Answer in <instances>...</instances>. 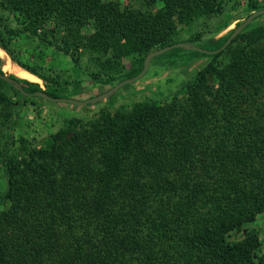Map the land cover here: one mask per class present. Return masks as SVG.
<instances>
[{"label": "trees", "instance_id": "16d2710c", "mask_svg": "<svg viewBox=\"0 0 264 264\" xmlns=\"http://www.w3.org/2000/svg\"><path fill=\"white\" fill-rule=\"evenodd\" d=\"M247 1L250 12L264 8ZM222 2L0 0L10 15H0V48L57 86V75L18 60L12 43L31 34L76 66L89 53L99 69L85 74L106 84L127 58L139 56L124 79L139 73L149 52L177 42L197 18L218 15ZM246 27L220 52H193L211 61L182 98L65 120L44 145L20 139L4 165L0 264H264L253 227L264 217V29ZM232 30L207 48L221 47ZM9 76L26 92L42 91ZM14 96L23 95L0 79L6 119Z\"/></svg>", "mask_w": 264, "mask_h": 264}, {"label": "rangeland", "instance_id": "374dc122", "mask_svg": "<svg viewBox=\"0 0 264 264\" xmlns=\"http://www.w3.org/2000/svg\"><path fill=\"white\" fill-rule=\"evenodd\" d=\"M120 1L124 5L130 6H140L141 4V0ZM256 1L264 5V0ZM221 7L222 11L218 15L199 17L191 25L180 28L175 40L177 42L192 40L190 43L195 46L209 50L207 48L208 40L226 35L235 25L244 21L252 13L247 0H223ZM0 15L10 17L7 11H1V9ZM13 20L12 24L16 27V21ZM257 28L264 29V14L257 16L246 27L247 31ZM86 31L90 30L86 29ZM11 49L23 64L38 67L44 75L50 73L53 77L57 75L59 84L58 86L55 84L46 85L34 75L37 78L35 81H27L36 83L44 92H53L57 88L62 92V97L77 100H85L104 93L123 80L124 75L139 60V56L125 59L121 74L115 75L114 80L101 84L92 81L85 74L99 69L94 63V57L89 53H83L80 66H76L67 55L56 48L39 46L35 36L28 33L22 34L12 43ZM0 51L4 53L3 55L0 52L1 71L18 77L10 68H3V66L9 61L11 64L9 67L22 68L13 62L1 48ZM193 52L190 49L180 48V50H169L154 56L143 77L132 84L120 87L111 97L95 104L78 106L48 101L32 95L14 96L13 101L18 100V103L13 107L11 116L6 119L0 115V196L3 195L6 188L5 162L17 152L20 139H24L34 146L44 145L48 138L63 126L65 120L73 118L87 121L95 118L102 111L112 115L125 113L136 102H165L173 97L182 98L184 86L211 61V58L196 56ZM2 89L7 95L13 96V92L8 87L3 86ZM7 206L8 201L0 198V211ZM253 227L260 230L263 243L260 255L264 260V217L258 218Z\"/></svg>", "mask_w": 264, "mask_h": 264}, {"label": "water", "instance_id": "95a60500", "mask_svg": "<svg viewBox=\"0 0 264 264\" xmlns=\"http://www.w3.org/2000/svg\"><path fill=\"white\" fill-rule=\"evenodd\" d=\"M261 14H264V8L253 11L251 14H249L244 21H242L241 23H239L238 25H236L233 28L232 32L229 34V36L227 37L226 41L222 44V46L219 47L218 49H215V50H206L203 48H199L190 42H175V43H172L170 45L155 49V50L149 52L145 56V58L143 60V67L139 73H137L136 75H134L130 78H126V79H123V80L117 82L115 85H113L111 88H109L104 93H101L95 97L88 98L85 100H77V99H73V98H64V97H52L44 91H35L33 93L26 92L23 90L22 86L17 81L12 79L8 74H6L4 72H0V79L3 80L4 82H6L7 84H9L10 86H12L15 90L19 91L23 96L32 95V96H36V97L46 99L48 101L69 103V104L78 105V106L87 105V104H95L97 102H101L102 100L111 97L115 92H117V90L120 87H122L126 84H132L135 81H137L138 79H140L141 77H143L148 66H149L151 59L154 56L165 53V52H167L173 48L190 49V50L198 51L200 53H205L208 55L215 54V53L223 50L253 19H255L257 16H259Z\"/></svg>", "mask_w": 264, "mask_h": 264}, {"label": "bare ground", "instance_id": "6f19581e", "mask_svg": "<svg viewBox=\"0 0 264 264\" xmlns=\"http://www.w3.org/2000/svg\"><path fill=\"white\" fill-rule=\"evenodd\" d=\"M0 52L4 55V53L2 51H0ZM9 65H11V64L9 61H7L6 64L3 66V68H10L18 77L29 80V81H35L37 79L36 77L29 74L28 72H26L22 69H19V68L9 67Z\"/></svg>", "mask_w": 264, "mask_h": 264}]
</instances>
